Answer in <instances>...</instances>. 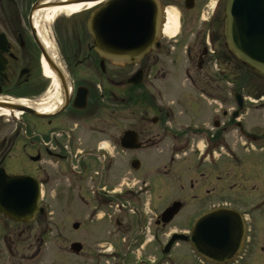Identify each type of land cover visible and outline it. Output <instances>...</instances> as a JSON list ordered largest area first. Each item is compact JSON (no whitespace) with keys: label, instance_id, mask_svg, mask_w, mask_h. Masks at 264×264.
Listing matches in <instances>:
<instances>
[{"label":"flooded vegetation","instance_id":"1","mask_svg":"<svg viewBox=\"0 0 264 264\" xmlns=\"http://www.w3.org/2000/svg\"><path fill=\"white\" fill-rule=\"evenodd\" d=\"M42 1L0 0V98L25 97L34 101L45 88L40 64L42 47L32 22V15ZM226 2L227 0H159L161 11L157 34L159 47L146 54L136 65H123L138 68L135 73H141V82L149 79L155 81L157 77H169L174 71V75H182L184 81L190 83L193 94L202 98H215L213 94H217L218 100L222 103L212 112L211 121L206 125L211 126L214 132L219 127L217 117L227 120L228 124L223 125L218 133L214 132L212 135L204 133L207 135L205 141H185L188 153L184 155L188 154L191 157L190 172L187 170L189 175L191 173L188 192L191 201L195 202V205H192L194 209L188 223L189 229L186 233L182 232L186 236L190 235L194 221L214 207L223 206L240 210L246 221H250L249 217L257 214L264 218V193L259 199L252 197V194L257 195L254 188L241 201L249 205L247 209L244 208L246 210L244 212L236 203H227L224 199L225 169L230 175V168L238 170L241 163L244 165L247 157L235 153L236 149L227 145L221 135L226 136L229 128L234 126L240 140L246 141L243 144L246 147L240 149L241 152H264V134L250 135L248 133L250 131H246L242 124V119L249 114L246 108L238 106V98L244 99L238 93L241 80L237 74L243 66L229 52L227 55L225 53ZM170 15L177 17V30L172 36L166 32ZM167 64L172 66L171 70ZM211 67L219 73L217 75L219 80L225 83L228 89L222 90L218 87L210 90L205 84V88L199 86V82L208 81ZM102 75L105 77L106 85L113 86L115 82L119 85L124 81L119 75L115 77L118 79L115 81L113 77L104 73ZM128 79H125V85H128ZM80 87L87 92L86 106L81 110L73 105L76 90ZM73 88L69 103L60 114L50 118H37L28 114L31 116L30 131L35 127L36 121H41L44 133V139H40L42 142H34L36 140L31 132L32 137L29 141L31 153H26L23 159L18 158V155L11 158L12 155L8 156L13 149L11 145L5 152L0 153V168L7 175H27L39 182L40 207L44 210L31 222H16L0 214V264H31L39 255V248L34 250V242L36 240L40 243L43 234L41 232L40 236L38 235L40 233L34 235L33 225L46 219L45 209L42 207L43 191L55 186L65 192H76L75 198L79 204L89 202L92 234L100 242L92 255L94 260L99 259L108 264H176L177 246L186 244L191 251L192 246L188 239L186 242L173 244L165 252L171 236L176 232L168 234L163 232L168 227L161 221L162 177L166 175L162 174L160 164L154 163L147 169L140 167L134 155L143 148L142 141H139L141 147L138 150H127L121 147V141H89V137L95 134L91 127L87 130L90 136H83L85 129H77V125L74 124L82 123L96 115L100 108V100L94 92L101 87L94 84V81H89L85 85H74ZM247 93L254 95L249 91ZM227 96L234 104L231 108L225 106L226 100L223 98ZM67 123H71L73 128L67 129ZM66 130L73 133V141L66 134L63 136ZM63 137L65 141H60L59 138ZM200 145L203 147L199 153ZM111 146L113 149L116 147L118 157L113 155ZM223 155L229 157L227 161L229 164L220 159ZM259 161L263 162L264 159ZM13 164L25 166L22 169L24 171L11 172L9 169ZM50 165H55L56 169L53 170ZM130 168L133 169V174ZM205 170L208 171V178L203 173ZM55 174L64 180L56 179ZM195 178L200 180L194 181ZM209 183L221 188L217 203L211 202L210 195L214 191L207 188ZM254 233L248 226L243 251L233 264L242 261L248 253L255 250L252 243V240L255 242L252 236ZM261 262L264 264L260 258V264Z\"/></svg>","mask_w":264,"mask_h":264},{"label":"rangeland","instance_id":"2","mask_svg":"<svg viewBox=\"0 0 264 264\" xmlns=\"http://www.w3.org/2000/svg\"><path fill=\"white\" fill-rule=\"evenodd\" d=\"M87 14L88 11L71 17L61 16L51 24L49 29L60 60L72 84L85 85L86 82L94 81V84L101 87L100 90L94 92L97 93L96 97L100 100V108L96 115L82 123L74 124V126L77 125V129L86 130H84L83 136H90L87 130L90 127L93 128L95 134L90 136V139L88 138L89 141H119L128 131L139 134V140L144 143V146L135 153L134 158L144 169L154 163H159L162 174L166 175V177H162V211L173 202L182 203V208L173 221L169 225L163 224L168 225L163 232L166 234L172 231L186 233L189 229L191 212L194 209L192 205H195V202L191 201V195L188 192L191 173L189 175L187 170L190 172L191 157L188 154L184 155L188 153L185 141H205L207 135L204 133H210L209 135L214 132L218 133L223 125L228 124L227 120L217 117L219 127L214 132L211 130V126L206 125L211 121L212 112L217 110L222 103L218 100L217 94H213L216 96L215 98H202L193 94L189 86L190 83L184 81L182 75H174V71L169 77H157L155 81L149 79L137 86L129 84L128 86L125 85V79L132 76L138 68L111 65L105 62V75L113 77L114 81L118 80L115 78L117 75L124 79L119 85H116L118 82H115L113 86L106 85L105 77L100 69L101 62L90 50L92 41L86 29ZM225 53L227 55V51ZM171 68L172 66L169 65L168 69L171 70ZM218 74L214 67H211L208 81L199 82V86L205 88L206 85L210 90H215L218 87L222 90L228 89L229 87L219 80ZM237 74L241 80L238 93L244 97L243 108L249 112L242 119L243 127L246 131H250L248 132L250 135L261 136L264 134V97L261 98V95L264 96V78L257 77L242 68ZM42 79L45 82V88L40 97L46 93L51 84L44 76ZM247 91L254 95H248ZM223 99L226 100L227 108L234 106L228 96ZM30 119L31 116L28 114L0 117V153L5 152L11 145L13 149L8 156L12 155L11 158H14L15 155H18V158L23 159L26 153H31L29 151L31 132L36 140L34 142H42L41 140L44 139L42 122L36 121L35 127L30 131ZM153 119L157 121L153 123ZM66 126L67 129L73 128L71 123H67ZM65 134L73 141L72 132L66 130L63 136ZM222 137L226 140L227 145L236 149L235 153H241L243 157H247L244 165L238 163L240 164L238 170L230 168V175L225 169L226 180L224 181L226 184L225 201L236 203L238 208L244 212L246 211L244 208L247 209L249 205L241 201L252 188L257 192V195L252 194V197L259 199L264 193V161H259V159H264V152H241L244 140H240V135L235 132L234 126L229 128L226 136L221 135ZM59 139L65 141L64 137ZM15 145L17 150H15ZM202 147L200 145L199 153L202 151ZM114 148L112 147L113 155L118 157V151L116 147ZM27 149L28 151H26ZM108 149L110 150L109 147ZM250 149L251 147L249 151ZM171 158L174 160L172 161ZM220 159L225 162L229 161L227 155L221 156ZM248 159L252 161H247ZM227 163L229 164V162ZM24 167L13 164L9 170L23 172ZM50 167L53 170L56 169L55 165H50ZM130 171L132 173L133 169L130 168ZM203 173L208 178V171L205 170ZM212 177L213 175H211ZM55 178H59L57 174H55ZM59 179L64 180L61 176ZM207 188L213 189L214 192L210 195L211 202L217 203L221 188L212 183H209ZM75 196L76 192H65L57 186L43 191L42 207L45 209L46 219L33 225L34 235L40 233L38 234L40 236L41 232L43 235L40 243H37L36 240L34 242V250L39 248V255L33 259L31 264H108L99 259L94 260L92 256L97 249L96 245L100 242L92 234L93 225L89 222L91 207L89 202L86 204L77 203ZM86 196L88 195L86 194ZM253 201L255 200L253 199ZM249 220L247 221L248 226L255 232L252 235L255 238V242L252 240L255 250L248 253L242 261L239 260L237 264H260V258L264 261V218L257 214L250 216ZM73 224H78V229L74 230ZM73 243L82 245L81 254L76 256L70 252L69 248ZM175 255L178 259L176 264H207L199 263L198 258H194L186 244L178 246ZM261 264L263 263L261 262Z\"/></svg>","mask_w":264,"mask_h":264},{"label":"water","instance_id":"3","mask_svg":"<svg viewBox=\"0 0 264 264\" xmlns=\"http://www.w3.org/2000/svg\"><path fill=\"white\" fill-rule=\"evenodd\" d=\"M46 0L37 5L44 6ZM56 5L98 4L89 12L86 24L92 40V50L104 61L113 64H136L146 54L159 46L157 42L158 24L161 17L159 0H64ZM63 2V3H61ZM37 9V8H36ZM225 42L228 50L246 68L264 76V0H227L225 9ZM42 58L65 91L64 102L52 115H41L33 109L0 103V108L31 114L37 118H50L60 114L69 103L67 80L42 48ZM141 73L128 80V84L138 85ZM87 92L83 87L76 90L73 102L81 110L86 106ZM239 106L242 105L240 99ZM121 146L127 149L139 148L137 134L128 131L120 139ZM40 184L29 176H7L0 169V214L17 222H30L36 214L43 213L39 207ZM181 209L179 202L173 203L162 213L163 224L170 223ZM78 224H73L74 230ZM245 236L243 217L234 210L213 209L199 217L193 225L191 242L193 249L201 258L213 264H227L240 252ZM187 238L174 235L165 252L176 241ZM82 246L73 243L70 251L78 255Z\"/></svg>","mask_w":264,"mask_h":264},{"label":"bare ground","instance_id":"4","mask_svg":"<svg viewBox=\"0 0 264 264\" xmlns=\"http://www.w3.org/2000/svg\"><path fill=\"white\" fill-rule=\"evenodd\" d=\"M58 0H46L44 6L40 7L32 15L33 26L36 28L39 41L42 47L48 53L51 60L56 64L57 68L65 77H68L66 69L62 64L55 42L50 35L51 24L61 16L71 17L73 15L79 14L81 12L89 11L95 5L98 4H72V5H56ZM64 1V0H60ZM63 3V2H61ZM177 30V17L175 15H170L169 23L166 26V32L168 35L172 36ZM42 74L50 81V88L46 93L37 100L30 101L28 99H15V98H0V103H5L7 105H17L20 107H25L35 110L41 115H52L56 113L64 102L65 91L61 87L56 73L48 68L46 63L42 61ZM67 82V92L70 95L72 89L69 80ZM17 111H12L11 108H0V117L19 115Z\"/></svg>","mask_w":264,"mask_h":264}]
</instances>
